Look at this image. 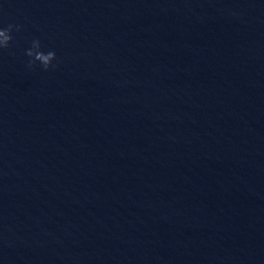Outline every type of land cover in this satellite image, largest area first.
Masks as SVG:
<instances>
[{
	"label": "clouds",
	"instance_id": "9594fccd",
	"mask_svg": "<svg viewBox=\"0 0 264 264\" xmlns=\"http://www.w3.org/2000/svg\"><path fill=\"white\" fill-rule=\"evenodd\" d=\"M22 25L19 24H8L7 27L0 28V50H5L10 48L11 42L14 37L12 33L20 32L22 30ZM42 44L40 39L34 38L31 41V47L25 50V55L29 57L27 62V67L29 69H34L37 62L42 68L47 71L50 67L55 68L56 65L53 64L54 60H57L55 51L44 52L41 50Z\"/></svg>",
	"mask_w": 264,
	"mask_h": 264
}]
</instances>
